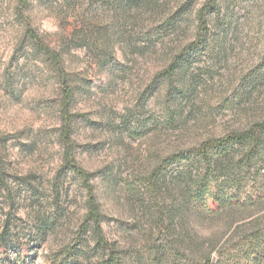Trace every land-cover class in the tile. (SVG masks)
Listing matches in <instances>:
<instances>
[{
    "label": "rangeland",
    "instance_id": "obj_1",
    "mask_svg": "<svg viewBox=\"0 0 264 264\" xmlns=\"http://www.w3.org/2000/svg\"><path fill=\"white\" fill-rule=\"evenodd\" d=\"M262 121L264 0H0V264L264 256V134L199 153Z\"/></svg>",
    "mask_w": 264,
    "mask_h": 264
},
{
    "label": "trees",
    "instance_id": "obj_2",
    "mask_svg": "<svg viewBox=\"0 0 264 264\" xmlns=\"http://www.w3.org/2000/svg\"><path fill=\"white\" fill-rule=\"evenodd\" d=\"M214 1V0H210ZM205 6H203L197 13V30H196V40L192 44L195 45L197 43H200L205 36L206 33V12H205ZM50 51V50H49ZM50 56L53 58V60H59V55L57 51L52 50L49 52ZM176 63L174 62V65ZM174 65L172 64L170 66V70L172 71L174 68ZM262 134H264V121L259 122L255 124L254 127L242 130V131H232L228 134H226L223 138L218 139H211L203 142L199 148V153L202 158H204L206 161H208V165H210V158H209V150L210 149H220L222 147H226L230 144H243L248 147V152L244 156V159L248 162L251 161L252 157L257 154V150L260 148V146L263 144L262 142ZM77 173L81 176L85 187L88 191L89 197H88V205H87V212H86V219L87 221H90L92 224V233H94V236L96 237L97 242H100L103 239V232H102V226H101V218L100 214L98 212V205L95 200V195L93 193V187L91 184H89V177L90 174L86 173L82 169H78ZM205 188L204 186H200L199 190L197 192H192L188 198H186L184 205L186 210H190V203H192V200L196 204H200L203 206L206 211H209L210 213H216L220 208L224 207L223 201L219 198V196L216 193L207 191V197L206 199H203L202 195L205 191H203ZM199 215V212H197ZM257 246L250 247L249 249L254 252L253 257L249 261L246 262V264H264V256H260L257 254L256 250ZM233 264H239L238 262H234Z\"/></svg>",
    "mask_w": 264,
    "mask_h": 264
}]
</instances>
